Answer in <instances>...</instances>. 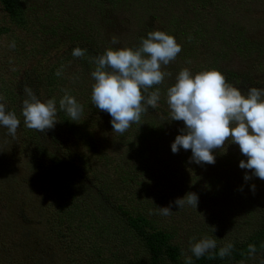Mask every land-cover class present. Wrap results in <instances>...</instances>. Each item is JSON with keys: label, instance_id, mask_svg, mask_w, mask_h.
<instances>
[{"label": "rangeland", "instance_id": "1", "mask_svg": "<svg viewBox=\"0 0 264 264\" xmlns=\"http://www.w3.org/2000/svg\"><path fill=\"white\" fill-rule=\"evenodd\" d=\"M100 1L22 0L29 19L24 27L12 23L0 4V26L9 28V32L0 36V92L4 79L14 80V83L10 82L16 84L13 86L21 92L18 106H22L25 99V86L30 87L41 102L48 99L57 101L58 98L49 92L48 72L43 74L42 81H39L37 74H32L35 67L41 64L43 67L47 65L44 71H48L49 64L56 61L57 55H68L72 49V42L67 38L65 41L70 42L66 43V47L58 51L47 47V56L41 57L44 41L57 39L51 33L39 32L45 20L46 24L51 23L47 22L46 17L49 9L54 7L56 10L55 6L61 5L64 12H68L71 18L77 16L80 22V16L85 15L86 21L95 22L101 27V34L91 32V45L94 46V40L97 43L101 38L104 39L97 51H92L90 56L85 54L89 65L86 69H83V65L79 67L81 61L76 59H71L70 64L65 63L66 72L71 69L70 73L81 75L79 79H68L74 84L76 94L73 97L85 106L81 119L66 123L61 121L59 104L56 102L58 121L55 127L45 133L38 132V137L28 134L30 129L24 125L23 116L17 117L20 126L15 138L8 135L5 127L0 126V264H69L66 252L71 254V251L66 247L61 248L62 242L55 235L58 217L56 213L50 212L51 208L45 210L49 201L43 206L40 202L43 196L40 194L41 186H38L42 184L43 177L37 170L40 168L37 167L39 161L34 158H40L46 145L50 146L54 154L59 150L63 153L66 146L79 148L94 161V169L99 167L96 175L82 171L86 173V179L80 175L84 180L82 184L76 182V185L83 187V190L74 195L80 205L91 207L95 221L98 218L97 223L90 227L96 226L98 229L102 228V224H115L118 217L114 211L117 200L122 199L131 210L148 214L150 209L156 210L171 204V215L163 216L154 211L148 217L154 216L163 228L175 233V242L184 247L185 256H192L190 241L197 242L208 237L215 239L219 245L248 239L263 227L264 180L252 176L245 181L244 176L252 174L251 170L239 167L240 161L247 158L242 155L238 145L226 142L224 149H215L214 164L191 162L190 149L186 151L181 148L178 153L170 150L184 124L183 121L168 119L166 90L175 83V76L184 68L193 75L201 71L218 70L231 80L227 82L240 89L244 95L251 87L264 88V0H113L111 3L105 1L104 6L95 3ZM155 30L172 35L182 50L174 61L162 66V71L170 72L171 76L166 77L162 85L149 90L159 88V106L156 109L149 107L142 114L141 125L132 124L134 127L131 126L123 135L115 133L111 119L100 112H93L91 91L94 80L91 72L95 69L94 57L103 54L107 48H136L142 37L146 38L148 32ZM112 37H116L118 43L112 44ZM79 68L81 74L76 71ZM18 69L22 70L21 74ZM56 92L65 94L64 90ZM0 103H5L6 111L12 110L4 99ZM88 116L90 124L95 125L99 140L93 152L79 142L76 131L77 128H84L82 122ZM97 124L105 131L100 125L98 128ZM150 124L155 125L157 136H150L147 143L140 144L137 138L143 132L154 129L146 130ZM67 128H71L72 133ZM51 136L58 140L57 145H53ZM139 152L146 158H137ZM45 157L49 158L47 155ZM124 166L132 169L135 166L143 167L142 173L145 175L142 180H149V185L133 183L126 198H119L120 194L113 198L111 191L96 187L103 177L107 184L113 183V192L116 187L121 188L124 174L122 177L118 175L123 172L121 168ZM253 185L255 191L252 190ZM90 192L101 194L100 199L94 200ZM190 192L198 196L197 208L186 204L179 209L174 201ZM78 230L72 227L73 232L77 231L74 238L68 234L81 255L82 263L78 264H92L91 261L96 257L95 247L101 248L102 241H99L97 232L91 229V242L86 243ZM36 238L40 240L33 242ZM34 245L36 252L32 254L29 248ZM38 247L43 249L38 252ZM132 248L137 249H133L129 256L136 254L140 257L141 245L133 242ZM2 255L6 258H2ZM237 264H264V252L253 254Z\"/></svg>", "mask_w": 264, "mask_h": 264}, {"label": "clouds", "instance_id": "2", "mask_svg": "<svg viewBox=\"0 0 264 264\" xmlns=\"http://www.w3.org/2000/svg\"><path fill=\"white\" fill-rule=\"evenodd\" d=\"M112 44L118 43L112 37ZM15 45L13 44L12 47ZM172 35L164 31H150L141 38L136 48H107L103 54L94 57L95 69L91 72L94 80L91 101L95 108L111 117L113 132L123 135L132 124H140L141 116L159 106L160 91L150 89L162 85L170 72L162 71L174 61L181 52ZM86 49L76 47L72 55L85 56ZM57 76L61 75L58 70ZM25 99L22 102L23 123L28 129L45 133L55 127L57 107L55 99L41 102L33 90L25 86ZM4 98L0 96V100ZM166 103L169 120L183 121L184 127L171 144V151L191 150L190 161L196 164H214L215 149H224L226 142L239 146L246 160H241V169L251 170V176L245 175V181L258 177L264 180V88L251 87L247 94L226 82L218 70L193 73L184 68L175 76V83L167 87ZM59 108L66 112L71 121H78L83 113V105L65 91L59 100ZM141 125V124H140ZM0 126L8 130V135L16 137L20 120L16 114L6 111L5 103H0ZM255 191V185L252 186ZM179 209L186 204L197 208L196 193H187L174 201ZM158 211L160 215L172 214L171 204L149 210V214ZM217 248L212 238L190 241V251L200 258ZM233 245L228 243L219 249L218 255L224 258L231 253ZM250 255L256 247L248 245ZM210 258H213L210 256ZM185 264H192L191 256H185Z\"/></svg>", "mask_w": 264, "mask_h": 264}, {"label": "trees", "instance_id": "3", "mask_svg": "<svg viewBox=\"0 0 264 264\" xmlns=\"http://www.w3.org/2000/svg\"><path fill=\"white\" fill-rule=\"evenodd\" d=\"M105 1L111 3L113 0H101L99 3H95L104 6ZM0 4L12 23L17 24L21 27L27 25L29 21L27 17L28 11L23 6L22 0H0ZM55 7L56 10H54V7H52L51 10L49 9L46 13V17L48 18L47 22L51 23L46 24L45 20L44 24L41 25V31L39 32L51 33V35L56 37L57 39L44 41V45H41V57H43L44 55L47 56V52L45 51L46 48L50 46L58 51L61 50L63 46L66 47V43L71 41L72 49L68 53V55H57V58L55 59L56 61L53 64H49L48 71H44L47 65H44L43 67V64H41L35 67L32 74H37L39 81H42L43 74L48 72L49 76L47 80H49L48 85L51 88L49 92L54 94V96H58L56 102L57 104H59V100L65 94L62 95L57 93L56 91L64 90L67 91L69 95L74 96L76 94L73 90L74 84L68 79H79L78 77H81V75L79 76L75 72L73 74L70 73L71 69L66 72L65 63L70 64L71 59H76L78 61H81L79 67L82 65L84 66L83 69H86V66L89 67L86 60L88 58H85V56L82 58L74 57L72 55L73 49L76 47L86 49L85 54L87 56H90L92 51H97L99 49L98 47H101V45L104 43V39L102 40L101 38L96 43L92 36L94 40V46H92L90 42V35L93 31L101 34V27H99V24L86 21L87 17H85V15L80 16L82 17V22H80L77 19V16L75 18H71L68 12H64V9L61 5ZM92 13L93 12H91V14ZM33 16L35 17V15ZM7 32H9L8 27L0 26V36L3 33ZM67 38L70 41H65ZM58 39L59 41H57ZM49 41L50 44L48 45ZM18 64L22 66L20 63ZM58 70L61 72L60 76L56 75V72ZM17 71H19L20 74L22 72L21 69H18ZM76 71H79V74H81L82 72L80 68ZM225 79L226 82L231 81L228 78ZM10 81L13 83L15 82L14 80ZM10 81L5 79L3 80V86L1 88L2 90L0 94L4 98V101L8 102V105L12 107L11 112H14L16 116L20 118L22 116V106H18V101L21 98V92L17 91L16 87L13 86L16 84H12ZM78 103L83 105L81 102ZM59 110L60 111L58 115L61 121L65 123L67 121H71L65 111L61 110L60 108ZM93 112H100L101 115L111 119L109 114L100 110L98 111V109L95 108L94 105ZM84 113L85 106L83 105L82 115H84ZM99 125L98 128H100L101 126ZM82 126H84V128L76 129L78 140L79 142L81 141L82 145H84V147L88 149V151L90 150L91 152H93L99 145V140L97 139V130L94 129L95 125L92 126L90 124V116H88L86 120L82 122ZM132 126L134 127V125ZM148 127L149 128L146 130H150V128L154 129L150 130L148 133L143 132L140 135L145 136L146 138L142 139L140 136L137 138L140 144L147 143V141L150 140V136H157V133L155 132V125L150 124L148 125ZM101 128L103 127L101 126ZM66 130L72 133L71 128H67ZM103 131H105L104 128ZM29 133L31 136L35 137H38L39 135L38 131L33 129H30L28 134ZM50 139L53 140V145H57L56 142H58V140H55V136H51ZM73 139L76 140L77 138L73 137ZM50 150H52L50 146L46 145L43 148L42 155H40V158H44H42L41 160L37 157L34 158V160L36 159V161H39L37 163V167L40 168H37V170L39 174L42 173L43 177L42 184L40 183V185L38 186H41L40 194L43 196L42 198H40V202L43 206L47 201H49L46 204L47 206H45V210L51 208L52 210H50V212L56 213V216L58 217V222L56 223L54 228L55 235L62 242L61 248L66 247L71 251V254H68V252H66V255H68L66 257V260L69 264L82 263L80 261V253L74 247L70 238H68L69 235L73 236L74 238V236L77 234V231H72V227H76L77 229L79 228L80 232L78 233L80 234L81 239H83L86 243H88V241L91 242L89 236V232L91 231V229H94L93 231L97 232L99 241H102L101 248L95 247L96 250L94 251V255L96 257L93 259V261H91L92 264H185L184 256L186 254V251L184 250L183 246L175 242V233L163 228V225H160V223L154 216L148 217L151 215H149L145 211L136 212L133 209L131 210L127 205L123 203L124 201H122V199L119 201L117 200L114 207L115 213L118 214L117 220H115V224L113 223L111 226L102 224V228H98L99 230L96 226L95 228L90 227V225H92L93 223H97L98 218L95 221V214H93L91 207L85 206L86 204L80 205V203L78 202L79 200L75 198L74 195L80 190H83V187L79 188L78 185H76V182H80L82 184L84 178L86 179V173H83L82 171H87L96 175L99 171V167L94 169V161H91L89 155L85 154L84 151L79 150V148L66 146L63 150V153L58 149L59 151H57L56 154H54L53 152L51 153ZM166 152L169 153L168 150H166ZM46 155L47 157H49L48 159L45 157ZM136 157L140 160L146 158V156H143L141 152H139ZM121 171L123 172L118 175L119 177H122V174H124V182L122 183L121 188L116 187L113 192V183L111 185L107 184L106 179L103 177L99 179L101 183L98 182L96 187H99V189L111 191V193L113 194V198H117L119 194V198L123 196L124 198H126L133 183L134 185H149V180H142L143 175H145V173H142L143 167L135 166V168L132 169L130 166H124L121 168ZM80 175H83L84 178H82V176ZM85 187L86 189L88 188L87 185H85ZM90 193L94 197V200L98 201L100 199L101 194L93 192ZM86 233L88 234L86 235ZM95 235L93 237H95ZM39 240L40 239L36 238L33 242ZM133 242H137L142 247V254L140 257L136 254H132V257L129 256V253H131L133 249H137L132 248ZM228 243H231L233 245L231 253L224 258H220L218 255L219 249L221 247H224ZM228 243L217 245V248L215 250H211L209 253H206L200 258H196L192 254V264L240 263L252 256L248 251L249 244L255 245V254L264 252V224L261 229L255 231L248 239L234 240ZM28 244H30V242ZM42 249L43 248L38 247L37 251L40 252ZM108 249L110 250L109 253H107ZM29 251L33 252L32 254H34L36 252V245L30 246ZM2 256V258H6L5 255ZM210 256L213 258H210Z\"/></svg>", "mask_w": 264, "mask_h": 264}]
</instances>
